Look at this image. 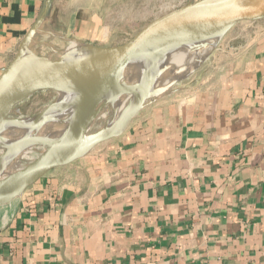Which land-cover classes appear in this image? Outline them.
<instances>
[{
  "label": "crops",
  "instance_id": "crops-1",
  "mask_svg": "<svg viewBox=\"0 0 264 264\" xmlns=\"http://www.w3.org/2000/svg\"><path fill=\"white\" fill-rule=\"evenodd\" d=\"M75 4L0 0V72L33 26L90 32ZM10 206L0 264H264V19Z\"/></svg>",
  "mask_w": 264,
  "mask_h": 264
},
{
  "label": "water",
  "instance_id": "water-1",
  "mask_svg": "<svg viewBox=\"0 0 264 264\" xmlns=\"http://www.w3.org/2000/svg\"><path fill=\"white\" fill-rule=\"evenodd\" d=\"M261 19H264V0H195L152 19L119 43L105 47L83 43L91 51L59 65L57 64L61 56L51 60L28 49L30 39L39 31L38 26H33L12 60L0 72V115L7 114L16 105L38 92H54L55 98L31 117L41 127L58 103L59 94L75 93L76 119L74 125L67 127L65 132L55 136L49 143L41 140V133L38 131L27 142L20 141L15 144L1 137V149L18 151L32 146L41 151L19 169L0 172V206L20 196L48 171L67 165L84 156L97 144L118 136L134 115L152 101L136 105L124 127L120 126L117 118L109 131H94L100 112L109 107L113 111L112 90L121 84L120 64L133 59L160 56L168 53L174 46L193 48L213 40L216 44L236 24ZM30 60L36 62V68L25 72V65ZM46 62L55 63L57 66L44 75H38L37 66ZM186 76L175 78L161 87L159 96L168 92ZM144 86V82L133 84L129 90Z\"/></svg>",
  "mask_w": 264,
  "mask_h": 264
},
{
  "label": "bare ground",
  "instance_id": "bare-ground-1",
  "mask_svg": "<svg viewBox=\"0 0 264 264\" xmlns=\"http://www.w3.org/2000/svg\"><path fill=\"white\" fill-rule=\"evenodd\" d=\"M214 44L215 41L213 40L206 44L194 46L193 48L189 46H174V48L166 54L133 59L120 64L119 76L122 79L121 84L118 88L112 90V99H117L118 104L114 102L115 108L113 111L109 107L100 112L97 117V121H105V124L100 130L103 133L109 131L117 118L120 121V126L124 127L129 122L130 114L136 105L141 102L150 101L159 96L161 94L159 91L160 88L167 85L171 80L186 76L200 61L204 59V57L211 52ZM89 51H91L89 46H83L77 40H72L68 48L62 53L61 59L57 65L65 63L75 57L84 55ZM34 60H30L26 63L24 68L25 72L31 71L34 67L36 68V62H34ZM57 65L49 62L42 63V65L37 66V74L44 75L53 70V68ZM141 82H144L146 86L129 90L131 85ZM9 113L10 111L7 114ZM57 119L67 122L69 126L74 125V121L76 119L75 93L59 94L58 103L48 114L44 123L48 120L53 121ZM33 125H37V120L35 118L8 119L5 115H0V130H5V134L3 132V135L0 133V140L3 136L11 144H15L20 141L27 142L32 137L29 132L31 131V126L33 128ZM43 128V126L40 127L37 125L36 131H43ZM54 137V135L48 136L46 143H49V141H51ZM43 139L44 138L41 137L42 141H44ZM12 151L13 150L8 149L1 151L0 145V165L2 166L0 172L14 171L9 169L8 166H10V164L7 165L6 163L7 160H9L7 159V156H9V153L11 154ZM23 152L24 150H18L16 153L23 154ZM26 153L27 151L23 155H26Z\"/></svg>",
  "mask_w": 264,
  "mask_h": 264
},
{
  "label": "rangeland",
  "instance_id": "rangeland-1",
  "mask_svg": "<svg viewBox=\"0 0 264 264\" xmlns=\"http://www.w3.org/2000/svg\"><path fill=\"white\" fill-rule=\"evenodd\" d=\"M191 1L195 0H76L75 5L78 7H86L87 9H91L92 15L95 18V20L91 21L90 23L88 22V25H90V32H84L88 35H81L79 33L80 31L78 30L75 31L76 33L72 31L69 35L61 34L60 38H56L52 34L41 33L30 39L28 49L38 56L54 60L58 59L62 55V53L68 48L72 39L77 40L78 42L80 41L79 43L83 46H87L85 44L96 47L110 46L125 40L152 19ZM67 4V2L62 4V8L65 6L67 7ZM84 33L82 32V34ZM63 36H67V38H64ZM50 45H52L53 48H51ZM206 57H204V59ZM121 80L122 79L120 77V81ZM55 96L56 94L54 92H38L25 99L20 104L16 105L10 111V113L5 114V116L8 119L31 118L44 107H46L50 101L55 98ZM114 102L118 104L117 99L115 98L113 99V103ZM102 121L103 120H96L94 131H97L103 127L105 121ZM36 126L37 125H33V128L31 126V131L29 132L31 136L36 133ZM42 126L44 127L43 131L39 132L41 133V137L44 138V142H46L48 136H58V134L61 132L63 133L65 130H67V127H69L67 122H64L61 119L53 121L48 120L42 124ZM2 130H0V133H4L5 130ZM3 150L5 149L2 148L1 151ZM22 150H24L23 154L27 151V156L20 153L19 155L16 153L17 151H12L11 154L9 153V156H7V159L9 160L6 162L7 165L10 164V166H8L9 169H19L30 160L35 158L40 152L39 148H33L32 146H29L28 149L26 148ZM1 167L2 166L0 165V170ZM10 205H12V201L0 206L1 219L6 215L5 212L11 208Z\"/></svg>",
  "mask_w": 264,
  "mask_h": 264
},
{
  "label": "trees",
  "instance_id": "trees-1",
  "mask_svg": "<svg viewBox=\"0 0 264 264\" xmlns=\"http://www.w3.org/2000/svg\"><path fill=\"white\" fill-rule=\"evenodd\" d=\"M77 17L78 18H81V17H84V16H88L89 14H92V10L91 9H87L86 7H80L78 8L77 12ZM59 25H61V27L64 28L65 24L64 23H54V26L55 27H58Z\"/></svg>",
  "mask_w": 264,
  "mask_h": 264
}]
</instances>
